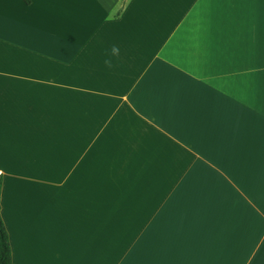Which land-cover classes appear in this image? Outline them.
Here are the masks:
<instances>
[{
    "label": "crops",
    "instance_id": "1",
    "mask_svg": "<svg viewBox=\"0 0 264 264\" xmlns=\"http://www.w3.org/2000/svg\"><path fill=\"white\" fill-rule=\"evenodd\" d=\"M0 216L11 264H264V0H0Z\"/></svg>",
    "mask_w": 264,
    "mask_h": 264
},
{
    "label": "trees",
    "instance_id": "2",
    "mask_svg": "<svg viewBox=\"0 0 264 264\" xmlns=\"http://www.w3.org/2000/svg\"><path fill=\"white\" fill-rule=\"evenodd\" d=\"M0 264H11L8 234L0 216Z\"/></svg>",
    "mask_w": 264,
    "mask_h": 264
},
{
    "label": "clouds",
    "instance_id": "3",
    "mask_svg": "<svg viewBox=\"0 0 264 264\" xmlns=\"http://www.w3.org/2000/svg\"><path fill=\"white\" fill-rule=\"evenodd\" d=\"M118 51H119L118 48H116L115 46H113L112 52L113 53H118ZM105 63L107 64V63H109V61L106 60Z\"/></svg>",
    "mask_w": 264,
    "mask_h": 264
}]
</instances>
